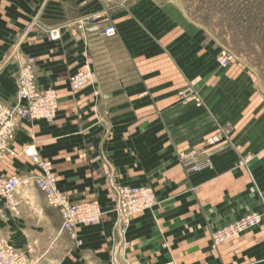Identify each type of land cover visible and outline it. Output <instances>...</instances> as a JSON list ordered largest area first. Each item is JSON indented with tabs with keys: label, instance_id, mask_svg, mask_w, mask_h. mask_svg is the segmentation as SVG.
Returning <instances> with one entry per match:
<instances>
[{
	"label": "crops",
	"instance_id": "1",
	"mask_svg": "<svg viewBox=\"0 0 264 264\" xmlns=\"http://www.w3.org/2000/svg\"><path fill=\"white\" fill-rule=\"evenodd\" d=\"M57 5L0 0V102L13 103L18 65L28 56L35 58L38 84L51 82L57 90L51 122L16 118L0 177L36 176L38 166L21 152L33 144L70 201L97 198L103 215L99 224L79 227L76 244L56 209L50 207L55 218L44 213L43 193L25 183L11 195L17 214L10 199L0 198V234L17 248L36 238L33 264H264V216L258 227L210 247L216 229L263 211L264 96L251 75L192 56V44L178 78L172 68L155 72L149 41L142 54L137 41L129 43L132 55L124 59L109 55L102 35L92 37L82 26L59 27V38L51 39L49 30L59 25L48 15ZM39 15L44 18L32 24ZM84 63L98 82L72 93L64 81ZM192 80L194 88L186 90ZM177 90L186 99L178 100ZM203 148L210 167L189 172L179 154ZM113 182L153 191L151 206L124 226L112 211Z\"/></svg>",
	"mask_w": 264,
	"mask_h": 264
},
{
	"label": "rangeland",
	"instance_id": "2",
	"mask_svg": "<svg viewBox=\"0 0 264 264\" xmlns=\"http://www.w3.org/2000/svg\"><path fill=\"white\" fill-rule=\"evenodd\" d=\"M58 5L56 14H49L51 20H54L57 26L56 28L49 30V38L57 39L60 36L59 27H73L72 25L82 26V28H88L87 32L92 34V37H98V34L102 35V38L107 41L108 54L114 58L123 56V58H130L131 50L129 43L137 41L139 47V54H142L145 46L147 47L148 41L151 43V48L154 49V58L156 59L157 73H163L164 71L177 70L176 73L172 72L179 78L181 62L183 60V52L192 44L190 54H203L207 58L218 66V68H232L234 70L247 71L254 82L257 90L264 96V0H55ZM47 16V17H48ZM56 18H53V17ZM42 15L35 16L32 24H35L37 19ZM44 18V17H42ZM38 23V22H37ZM170 24L173 26L172 31ZM111 31L106 34V31ZM53 34H58L57 38H52ZM99 40V39H97ZM197 42L198 48L196 49L194 44ZM146 50V49H145ZM118 52V56H116ZM143 57V55H140ZM188 56V55H187ZM230 58L229 62L222 65L223 59ZM159 60V61H158ZM171 62V63H170ZM211 65V63H210ZM35 58L28 56L25 61L18 65L16 77L14 78L15 94L12 104H0L5 107L12 108L21 107L23 101L19 95L21 73L24 68H29L31 72L32 81L35 88L39 91L52 90L56 97L57 103V90L55 87L48 83L45 86L38 84L35 75ZM90 64L84 63L79 65L74 72L67 75L64 83L72 93L82 92L85 88L96 85L98 82L95 78L94 71ZM125 69V68H124ZM79 70L86 73L85 81L77 88H72L71 77L75 75ZM188 73V72H187ZM160 82V81H159ZM186 90L194 88L193 80L187 83ZM176 98L184 100L185 93L181 90H177ZM192 101L196 100L195 94L189 97ZM197 101L200 104L201 97L197 96ZM56 114V113H55ZM16 118L26 119L20 116ZM54 119V118H53ZM29 121H35L30 120ZM42 120V119H41ZM45 121V120H44ZM52 121V120H51ZM47 121V122H51ZM11 136V137H12ZM10 137V138H11ZM211 142L217 139V136L213 135ZM33 145L28 144L25 147ZM9 147V146H8ZM8 153V152H5ZM203 156L195 159L194 163H190L185 168L189 172H196L190 170V165H199L201 170L210 167V160L207 151L203 148L196 151H190L188 153L179 154L178 158L182 164V156L185 155H199ZM41 157V156H40ZM198 161V162H196ZM35 163V162H34ZM36 164V163H35ZM37 165V164H36ZM52 165V164H51ZM183 165V164H182ZM38 166V165H37ZM184 166V165H183ZM53 169V168H52ZM55 173V172H54ZM40 172L36 176H28L23 179L11 177L16 180V184L13 189L5 196H0L2 199H10L9 205L12 212L17 214L18 204L14 202L11 197L13 191L18 188L20 184H34L39 192L42 193L38 184L37 178ZM57 180L58 176L55 173ZM6 178V177H3ZM120 184L113 182L111 189L113 192L112 198L115 199L114 205H112V211L117 220H120V224L124 226L128 222L125 217L119 216L115 211L116 205V193L115 187ZM132 186V185H130ZM148 187V186H145ZM150 188V187H149ZM151 189V188H150ZM63 191V190H62ZM153 192V191H152ZM44 195V194H43ZM45 198V196H44ZM13 199V200H12ZM70 200V199H69ZM88 200V199H87ZM97 200V198L89 199ZM264 197H262L263 206ZM85 201V200H82ZM44 213L51 219L55 218V211L58 209L51 206L45 198ZM79 202V201H72ZM99 202V201H98ZM8 204V203H7ZM48 206V207H47ZM50 207L54 208L53 211ZM147 209V208H146ZM140 212V211H138ZM136 212L135 214H137ZM59 213V211H58ZM250 213H262L251 211ZM243 214L235 221L229 222L239 224L248 215ZM134 215V214H133ZM132 215V216H133ZM60 216V214H59ZM264 216V215H263ZM262 216V217H263ZM61 219V218H60ZM262 220V219H261ZM261 220L257 223L251 224L248 228L235 232L222 241L214 243L211 239L210 247L212 250H217L219 246L227 242L228 239L237 237L246 231L252 230L258 227ZM99 224V223H98ZM226 224V225H227ZM90 226V225H87ZM122 226V227H123ZM225 226V225H223ZM221 226V227H223ZM80 226L73 231L66 230L61 227L63 231H66L71 239L76 244H79L77 239V232ZM220 228V227H219ZM8 243L19 252H23L27 258V264H33L31 256L36 251L38 240L36 238H30L22 248H17L12 245L7 237L1 235ZM243 261L237 264H242Z\"/></svg>",
	"mask_w": 264,
	"mask_h": 264
},
{
	"label": "built area",
	"instance_id": "3",
	"mask_svg": "<svg viewBox=\"0 0 264 264\" xmlns=\"http://www.w3.org/2000/svg\"><path fill=\"white\" fill-rule=\"evenodd\" d=\"M111 30L108 29L106 34ZM52 38H57L58 34H53ZM230 58L223 59L222 65H226ZM86 73L79 70L71 77L72 88H77L86 79ZM19 95L23 101L21 107H5L0 104V157L9 152L8 140L15 128V117L18 115L30 120L51 121L55 117L57 103L52 90L39 92L32 81L29 68H24L21 73ZM216 140V139H215ZM31 149V151L29 150ZM21 152L30 157L38 165L40 175L37 184L44 194L47 202L58 209L61 218V227L73 231L78 226L96 225L101 222L103 211L97 200H85L72 202L68 195L58 186L57 177L52 169L51 162L40 157L34 145L24 147ZM202 154L192 156L191 154L182 156V164L188 166ZM198 162V161H196ZM200 166L190 165V170L197 171ZM16 180L14 178L0 177V196L9 193ZM116 205L114 211L128 220L133 214L149 208L154 201L153 192L149 187L119 185L115 187ZM264 215V200L262 213H248L239 224L230 223L216 229L211 234L214 243L222 241L224 238L248 228L249 225L257 223ZM0 264H27L25 253L16 251L3 237L0 236Z\"/></svg>",
	"mask_w": 264,
	"mask_h": 264
},
{
	"label": "bare ground",
	"instance_id": "4",
	"mask_svg": "<svg viewBox=\"0 0 264 264\" xmlns=\"http://www.w3.org/2000/svg\"><path fill=\"white\" fill-rule=\"evenodd\" d=\"M31 151V149H29ZM7 241V240H6ZM8 242V241H7Z\"/></svg>",
	"mask_w": 264,
	"mask_h": 264
}]
</instances>
